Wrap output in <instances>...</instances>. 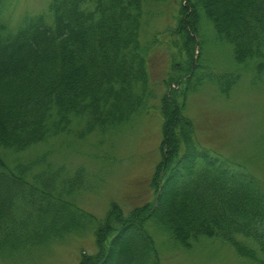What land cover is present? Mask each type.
<instances>
[{"label": "trees", "instance_id": "16d2710c", "mask_svg": "<svg viewBox=\"0 0 264 264\" xmlns=\"http://www.w3.org/2000/svg\"><path fill=\"white\" fill-rule=\"evenodd\" d=\"M172 2L177 25L169 31L178 40L169 46L183 57L175 64L183 74L171 81H200L195 71L201 56H194L206 41L231 46L238 66L264 71V0ZM147 3L50 0L47 13L25 14L13 29L2 17L6 0H0L1 255L63 237L78 224L66 221L73 217L69 208H76L65 199L77 186L66 180L56 190L64 174L61 169L53 171L41 154L27 162L14 160L10 166L5 152L21 154L64 133L81 138L95 131L106 133L147 106L148 45L140 40ZM211 75L225 90L240 78L233 72ZM165 106L167 120L174 118V105ZM176 130L172 136L177 156L165 166L168 173L156 204L125 217L112 210L104 223L105 230L112 229L108 248L101 243L84 264H162L149 222L163 229L175 248L217 238L239 256L264 264V185L207 152L198 153L185 143L191 136L182 137ZM180 147L185 148L178 155ZM104 232L97 231L102 241ZM113 252V259L105 261Z\"/></svg>", "mask_w": 264, "mask_h": 264}, {"label": "rangeland", "instance_id": "374dc122", "mask_svg": "<svg viewBox=\"0 0 264 264\" xmlns=\"http://www.w3.org/2000/svg\"><path fill=\"white\" fill-rule=\"evenodd\" d=\"M49 1L6 0L2 17L16 29L25 14L47 13ZM172 1L148 0L145 7L146 25L140 40L148 45L146 66L151 92L145 109L134 114L127 124L106 133L95 131L82 138L64 133L49 144L21 154L5 152L10 166L14 160L27 162L41 154L47 156L53 171L61 169L64 174L58 179L56 190L66 180L77 186L65 199L77 209L69 208L73 217L66 221L78 224L63 237L45 244L0 254V264H84L101 243L108 248L112 229L109 232L110 227L106 226L105 230L104 223L112 210L125 217L137 208L149 210L156 204L165 185V166L177 156L172 136L175 129L182 137L191 136V141L185 143L190 142L198 153L207 152L217 162L235 166L264 185V71L238 66L231 46L213 41L206 45V41L194 56V60L201 56L195 71L200 81H196L199 77L189 79L185 85L171 81L170 78L183 74L179 64L175 65L183 62V57L169 46L178 40L169 31L177 25ZM226 72L240 78L225 90L214 83L211 74ZM164 96L169 101H164ZM167 103L174 105V118L170 120L166 118L170 115ZM184 148L180 147L178 155ZM60 228L68 230L64 225ZM147 228L162 264H259L239 256L228 242L217 238H204L180 249L174 247L160 227L149 222ZM100 229L105 230L103 241L97 237ZM114 252L104 257L105 261H111Z\"/></svg>", "mask_w": 264, "mask_h": 264}]
</instances>
